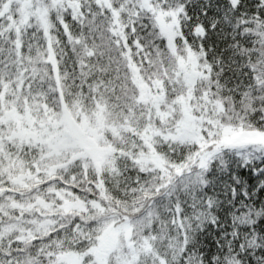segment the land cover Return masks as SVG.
I'll use <instances>...</instances> for the list:
<instances>
[{"label":"snow or ice","instance_id":"6c2138e0","mask_svg":"<svg viewBox=\"0 0 264 264\" xmlns=\"http://www.w3.org/2000/svg\"><path fill=\"white\" fill-rule=\"evenodd\" d=\"M0 264H264V0H0Z\"/></svg>","mask_w":264,"mask_h":264}]
</instances>
